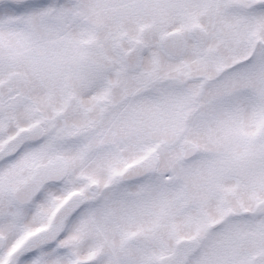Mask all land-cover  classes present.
Returning <instances> with one entry per match:
<instances>
[{
  "label": "snow or ice",
  "instance_id": "1",
  "mask_svg": "<svg viewBox=\"0 0 264 264\" xmlns=\"http://www.w3.org/2000/svg\"><path fill=\"white\" fill-rule=\"evenodd\" d=\"M97 99L114 136L182 145L146 186L162 195L124 191L145 175L89 189L9 253L67 182L18 214L11 172ZM19 119L38 127L0 150V264H264V0H0V122Z\"/></svg>",
  "mask_w": 264,
  "mask_h": 264
},
{
  "label": "rangeland",
  "instance_id": "2",
  "mask_svg": "<svg viewBox=\"0 0 264 264\" xmlns=\"http://www.w3.org/2000/svg\"><path fill=\"white\" fill-rule=\"evenodd\" d=\"M95 101H93L94 106L91 107V112L88 111L86 113H81L73 116L67 121H61L57 125V130L54 133L55 141L58 138L62 142H68L74 137H79L85 142L92 136L88 135L93 134L94 132L98 133L96 140L95 138H92L90 142L87 143L88 149L84 148L83 152L80 153L77 151L78 147H75V150L72 148V150H68L67 154H63L61 150L54 148L56 150V155L53 153L49 156L48 152H46L42 158L26 156L21 162L26 161L28 164V162H31L32 160L33 162L38 161L40 164L47 163L46 165H48L51 161L54 162L61 159L66 166V174L69 173L66 179L67 186H73L76 190L81 191L82 186H80V182L87 179L95 184L96 188L94 192L101 189L111 191L115 183L114 175L119 173L127 163L137 161L146 155V150L142 147L146 141L149 140L151 143H156V140L147 137L140 138L134 134L114 136L107 122H101L98 118H93L99 109L95 106ZM102 101L103 105L101 103V106L110 103V100ZM197 105L198 103L195 102L194 108H196ZM35 127H38V121L35 119H19L18 121L0 122V130L7 136L13 135L17 128L19 130L23 128L26 130H33ZM83 128L87 133L83 134ZM90 128L92 131H90ZM154 146L156 147V144H154ZM181 147L182 145L176 144L170 145L167 150L160 148L161 150L158 151L157 174H155L157 177L159 176L158 172L161 173L166 169L170 154L173 151H180ZM21 162L20 164L17 163L15 167H22L24 163L22 164ZM27 164H25L24 167L29 170V165L27 167ZM155 175H151L149 179L143 180V185L154 183L157 178ZM30 181L26 182V184ZM138 187L139 186H136L135 188ZM161 195L162 193L153 192L152 194H149L148 199L159 198ZM62 197L63 195L60 193L52 195V203L61 202ZM47 201L41 203L32 216L23 222L22 226L24 228L34 229V227H36L38 224L36 221L39 220V217H42L44 212L50 210L49 202ZM40 221L39 224H42L44 219L42 218ZM175 236L178 238H181L182 236V238L186 240L187 237L191 238L192 233L191 231H180L177 232Z\"/></svg>",
  "mask_w": 264,
  "mask_h": 264
},
{
  "label": "flooded vegetation",
  "instance_id": "3",
  "mask_svg": "<svg viewBox=\"0 0 264 264\" xmlns=\"http://www.w3.org/2000/svg\"><path fill=\"white\" fill-rule=\"evenodd\" d=\"M24 129V128H23ZM16 133V131H15ZM14 133V134H15ZM13 134V135H14ZM13 135H4L3 132L0 130V138H1V141H0V148L2 147V145L7 141L9 140ZM50 156V155H49ZM23 159V158H22ZM21 159V160H22ZM21 160L18 162L20 164ZM52 162V161H51ZM49 162V163H51ZM23 164L22 167L20 168H14L13 171L11 172V182L7 185V188L10 192L12 193H15L17 194V192L19 191V189L26 184V182L30 181L34 176L35 174L37 173L38 169H40L41 167L45 166L47 163L45 164H40V162L38 161H35L33 162L31 160V162H27L26 161H23L21 162ZM21 164V165H22ZM27 164V167L29 165V170L25 169L24 165ZM27 170V171H26ZM37 170V171H36ZM69 172V171H68ZM69 173L66 174L65 176V179H67ZM90 180H82L80 182V186H82V190L81 191H78L75 189V187L73 186H67L65 184L64 188L62 191H60L59 193L63 195L62 197V200L61 202H58V203H52V196L50 197V199L47 201L49 202V207H50V210L44 212V214L42 215V217H39V220L36 221L38 224L36 225V227H34V229H26L22 226L23 230L20 234V236L18 237V239L16 241H14V243L12 244V247L9 249V253H11V251H14L17 247H19L23 242L24 240L37 233L38 231H41V230H44V229H47L49 228L50 226V221L54 215V213L56 212V210L63 204V202L68 198L70 197L71 195L73 194H77V195H81L83 197L85 191L88 190V186L90 184ZM141 185L140 182L139 183H136V184H127L124 188V191L125 189L126 190H130L132 192H135V191H140L142 196L144 197V194L143 192L141 191L140 188H135L136 186H139ZM154 191H150V194H152ZM136 193V192H135ZM149 196H145L144 198H147L148 199ZM21 208H22V205L18 204V208H17V213L18 214H21ZM36 215V213H35ZM44 219L43 223L42 224H39V222H41L40 220L41 219ZM2 235L3 234H0V238H2ZM175 238V242H180L182 240H184L181 236V238H178L176 236H174ZM167 250H164L162 252V254H166Z\"/></svg>",
  "mask_w": 264,
  "mask_h": 264
},
{
  "label": "water",
  "instance_id": "4",
  "mask_svg": "<svg viewBox=\"0 0 264 264\" xmlns=\"http://www.w3.org/2000/svg\"><path fill=\"white\" fill-rule=\"evenodd\" d=\"M36 128V127H35ZM32 132V130H23L17 133L13 138H11L8 142H6L3 147L0 150H3L7 145L14 142L18 137L28 135ZM158 161V154L156 151H152L149 155L145 156L144 158L129 164L125 167V169L119 174L118 178L119 181L122 180H134L138 175H146L152 171L155 170L156 165ZM66 175V166L62 162V160H56L54 162L49 163L46 166L41 167L38 169L36 175L33 177V179L21 187V189L18 191L17 194H19V200L18 203L23 205L24 202L28 201L30 199V196L33 191L38 189L39 183L44 182L48 179H55L59 177H64ZM95 185H92L90 189H95ZM82 198L81 195H74L71 196L64 204L63 206L56 212L54 215L52 222L50 226L52 225L53 221L56 219L57 214L67 205L70 201L78 200ZM50 228V227H49ZM48 228V229H49ZM46 230H42L38 232L37 234L41 232H45ZM35 234V235H37ZM33 235V236H35ZM31 236V237H33ZM29 239V238H28ZM26 239V240H28Z\"/></svg>",
  "mask_w": 264,
  "mask_h": 264
},
{
  "label": "trees",
  "instance_id": "5",
  "mask_svg": "<svg viewBox=\"0 0 264 264\" xmlns=\"http://www.w3.org/2000/svg\"><path fill=\"white\" fill-rule=\"evenodd\" d=\"M103 101L102 100H100V99H97L96 101H95V106H97L98 108L99 107H101V104L100 103H102ZM194 103L195 102H193L192 104H190L189 106H188V110H187V116H189V117H191V116H193L194 114H195V112H196V109H197V106H196V108H194ZM198 103V102H197ZM102 105H103V103H102ZM90 112H91V110H90ZM90 131H92V129L90 128ZM94 131H97V130H94ZM85 133H87V131L86 130H84V128H83V134H85ZM95 134V135H94ZM88 135V134H87ZM92 135V136H91ZM97 135H98V133H93V134H90V135H88V136H91L90 138H88L85 142L84 141H82L78 136V138H73L72 140H69L68 142H62L60 139H58L57 138V140H56V142H55V144L50 148V150L49 151H47L48 152V154L49 155H51V154H55L56 155V153H55V149H59V150H61L62 151V153L64 154H67L68 153V150L70 149V150H72V148L75 150V147H78L77 148V151H79L80 153L81 152H83V150H84V148L86 149H88V147H87V143H89L90 142V140L92 139V138H95V140H96V138H97ZM68 145V146H66V145ZM154 144H156V147H159V149L160 148H162L161 147V145L156 141V143H151L149 140L148 141H146L145 142V144H143L142 145V147H144V150H148L150 147H155L154 146ZM72 146V147H71ZM71 147V148H70ZM55 148V149H54ZM163 149V148H162ZM161 150V149H160ZM159 150V151H160ZM157 174V173H156ZM158 174H160L159 172H158ZM155 175V174H154ZM156 177H157V175H155ZM114 178H115V176H114ZM156 182V181H155ZM154 182V183H155ZM140 184L141 185H139V187L138 188H140L141 189V191L143 192V194H144V197L145 196H149V194H150V191H148V190H146V186L147 185H149V184H151V183H148L147 185L146 184H144L143 185V182H140ZM125 191H127V192H131V193H135V192H137V191H135V192H132V191H130V190H126L125 189ZM187 239H190V238H188L187 237ZM186 239V240H187Z\"/></svg>",
  "mask_w": 264,
  "mask_h": 264
}]
</instances>
